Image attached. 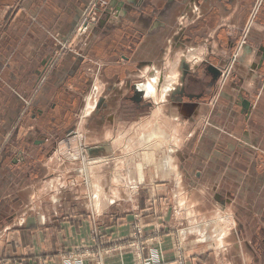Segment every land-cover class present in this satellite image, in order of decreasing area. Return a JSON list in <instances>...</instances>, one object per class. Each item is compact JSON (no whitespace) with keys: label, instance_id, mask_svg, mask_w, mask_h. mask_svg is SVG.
Returning <instances> with one entry per match:
<instances>
[{"label":"crops","instance_id":"0c3cea01","mask_svg":"<svg viewBox=\"0 0 264 264\" xmlns=\"http://www.w3.org/2000/svg\"><path fill=\"white\" fill-rule=\"evenodd\" d=\"M109 1L0 0V264H63L96 225L121 236L144 206L128 185L152 178L167 183L157 188L166 264L177 254L185 264H264V6L237 83L212 110V92L195 83L211 89L256 0ZM91 8L97 23L86 22ZM79 113L85 159L98 164L89 169L58 150L75 144L58 142ZM132 113L143 139L120 135ZM141 146L161 149L120 169L118 152Z\"/></svg>","mask_w":264,"mask_h":264},{"label":"rangeland","instance_id":"374dc122","mask_svg":"<svg viewBox=\"0 0 264 264\" xmlns=\"http://www.w3.org/2000/svg\"><path fill=\"white\" fill-rule=\"evenodd\" d=\"M105 1L106 2H102L101 4L106 5V7L110 6V1ZM98 3L100 2H97L96 4ZM263 6L264 0H256L255 3L252 4L250 17L243 27L242 33L236 42V46L234 47L230 61L227 65L223 66L219 70V76L214 82L211 89L209 90V87L205 82L195 83V86L197 88H202V90L205 89L212 92V97L209 100L210 107L213 108L212 110H214V106H216L220 102L222 94L230 86L235 87V84L238 81L237 63L240 59V55L242 54L245 44L248 42L251 29L258 22L259 13L262 10ZM110 8L113 9V7ZM92 11L94 13H92ZM98 17V14L95 13L93 8H91L87 15L88 21L86 22L97 23L99 20ZM75 38H78L77 33L72 36L70 42H65L64 44L60 45L61 48L57 50L55 54H53L50 63L44 72V75L40 79L39 88H41L45 84L51 72L60 64L63 56L69 51L73 52V42ZM253 72L256 71L253 70ZM139 80L141 83H143L141 79ZM139 80H137V82ZM32 105L33 104L31 100H26L24 110L29 111ZM79 116H81L80 113L75 119L77 125L76 128H74V130L69 134L62 137L60 136L61 140H59L58 142V144L60 145L65 141L70 142L71 140V142H74L75 144L72 147L66 146V144L62 145V147L58 148V150L59 154L65 155L64 158L68 161H74V163L81 162L80 164H82L83 166L86 165L89 169L90 167L97 166L98 164L95 163L89 165L94 161L89 158L85 159L86 155H90V148L83 143L84 133L77 132L80 126ZM212 116V113H210L205 117L201 128V135L205 133V129L209 126ZM141 118H144V116H142ZM138 121L139 120H136L135 114L132 113V127L135 125L137 126L134 129L132 127H129V129L132 130L128 129L122 132L120 134L121 137L127 139L137 137L138 139H143L144 132L140 134V130L145 128V125L139 124L140 122ZM151 149L152 148L150 146H141L137 149L132 147L122 148L117 154V156L122 158V161L119 163L120 169H127L129 166L132 167V159L141 158L142 160H144L145 154L150 152ZM155 149L160 150L161 147L154 146L151 151H155ZM134 150L136 152H134ZM107 159L108 158H104L103 160ZM127 160H130V162ZM83 161L86 164L83 163ZM163 183L167 184L166 182H162L157 178H152L148 182H131L128 187L132 198L137 201H144V206H138L132 212L133 222L130 225L129 231H127L126 233H122L121 236H109L108 234L104 233L105 231L102 228L98 227L97 225L93 226V228H90L92 230L89 229L90 238L88 242L78 244L74 243L68 253H64L62 255L63 264H109V262L113 259H119L124 264L125 256L130 255L132 258V252H134L135 255V264H166L162 253V244L164 240L165 230L162 228V226H160L162 225L161 219L166 218V216L161 210L162 207L159 206L161 205V203H159L160 199L157 193V188L160 187ZM169 231L172 232V234L175 233V230H173V228L169 229ZM182 257L177 254V257H175L172 261H168L167 264H185V259Z\"/></svg>","mask_w":264,"mask_h":264},{"label":"bare ground","instance_id":"6f19581e","mask_svg":"<svg viewBox=\"0 0 264 264\" xmlns=\"http://www.w3.org/2000/svg\"><path fill=\"white\" fill-rule=\"evenodd\" d=\"M150 87V86H149ZM152 88V87H151ZM149 91V90H148Z\"/></svg>","mask_w":264,"mask_h":264}]
</instances>
